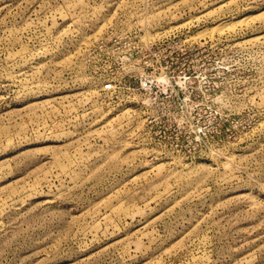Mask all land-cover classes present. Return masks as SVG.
Masks as SVG:
<instances>
[{
	"label": "rangeland",
	"instance_id": "obj_1",
	"mask_svg": "<svg viewBox=\"0 0 264 264\" xmlns=\"http://www.w3.org/2000/svg\"><path fill=\"white\" fill-rule=\"evenodd\" d=\"M0 264H264V0H0Z\"/></svg>",
	"mask_w": 264,
	"mask_h": 264
}]
</instances>
